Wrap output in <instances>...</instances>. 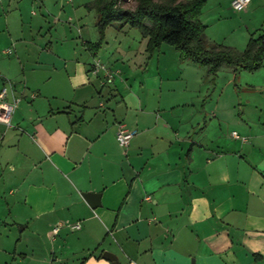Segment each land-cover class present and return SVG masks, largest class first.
Masks as SVG:
<instances>
[{
  "label": "crops",
  "instance_id": "obj_1",
  "mask_svg": "<svg viewBox=\"0 0 264 264\" xmlns=\"http://www.w3.org/2000/svg\"><path fill=\"white\" fill-rule=\"evenodd\" d=\"M63 1L92 26L80 42L40 41L33 57L0 29V89L19 99L0 121V264H264V74L241 97L228 68L209 93L201 66L164 43L149 54L127 24L92 46V0ZM230 2L205 0L199 19L242 49L264 33V0ZM118 123L135 132L126 147Z\"/></svg>",
  "mask_w": 264,
  "mask_h": 264
},
{
  "label": "trees",
  "instance_id": "obj_2",
  "mask_svg": "<svg viewBox=\"0 0 264 264\" xmlns=\"http://www.w3.org/2000/svg\"><path fill=\"white\" fill-rule=\"evenodd\" d=\"M132 8L124 7L126 0H92L87 4L97 15L99 46L104 30L114 22L139 30L146 38L145 50L151 54L163 43L172 45L181 61H190L206 68L214 77L223 66L233 71H255L264 59V33H252L242 50L211 43L205 37V25L199 15L205 0H132Z\"/></svg>",
  "mask_w": 264,
  "mask_h": 264
},
{
  "label": "rangeland",
  "instance_id": "obj_3",
  "mask_svg": "<svg viewBox=\"0 0 264 264\" xmlns=\"http://www.w3.org/2000/svg\"><path fill=\"white\" fill-rule=\"evenodd\" d=\"M126 1L127 3L124 4V7L132 8L133 6L132 0H126ZM61 3L62 4L60 3L57 4L54 2V0H48L46 4L47 6L46 9L38 2V0H0V29L3 32H6L8 29H11V31L14 32L16 35H18L19 37L23 36L25 41L22 42L27 47V51L31 56L35 54L37 55L38 53L37 44L40 41L44 43H47L48 40H50L51 42L54 41L56 43H58V41L70 42L71 40L76 41L81 37H86L85 35L87 34V29L92 28L91 24H89V22L85 23L86 25L83 31L82 32L78 31L77 30L78 27L81 26L83 28L82 23L85 21H82L79 18V16L75 17L73 15L72 6L70 3L66 4L63 0L61 1ZM210 4L211 2L206 5V8L204 10L208 9ZM69 17H72V20H70ZM79 21L81 22L79 23ZM203 21H204L202 22L203 24L209 23V22H205L206 20L204 18ZM214 27H216V24L213 25L209 24V26L205 28L206 30H204L205 35H208L210 37L211 34L209 32L216 30V28ZM80 33H82V35ZM206 40L208 42H211V40H209L208 38H206ZM77 41L80 42V39ZM223 43L226 44V42ZM169 46H171L170 48H174V46L172 45ZM242 49L240 48L239 50ZM31 56L30 59L32 58ZM201 68L204 69V77H205L203 78L204 80L203 88L209 87V93H211L213 91V86L215 84L218 85L219 90L222 89L227 90V87L229 86L228 75L230 76L232 74L230 73V71H228L229 67L224 66L223 69H220L218 73L219 83L217 81L215 83V78L213 79L212 76L206 74L205 67L201 66ZM263 74H264L263 68L255 72L240 70L236 74L237 76L235 78V82L233 83L236 86L235 94L244 97L243 95L244 82L254 81L256 76ZM239 75L241 76L240 78ZM107 85H111V84L108 83ZM226 97L227 96L225 94L221 95L222 99Z\"/></svg>",
  "mask_w": 264,
  "mask_h": 264
},
{
  "label": "built area",
  "instance_id": "obj_4",
  "mask_svg": "<svg viewBox=\"0 0 264 264\" xmlns=\"http://www.w3.org/2000/svg\"><path fill=\"white\" fill-rule=\"evenodd\" d=\"M249 1L250 0H231L230 6L232 9L240 11L248 5ZM95 65L99 67L98 61L95 63ZM105 81L110 83L112 81V76L107 74V78ZM6 95L7 91L5 87L0 89V121L5 123L7 126H10V117L19 99L16 97H12V100L10 102H7L5 100ZM134 133V131L128 130L122 123H118L115 132L118 144L122 147H126L129 144V141ZM231 135L234 138H240L244 140V138L240 137L239 134L235 131H233ZM61 225L62 223H58L53 231L56 232ZM68 225L71 229H76L79 227L78 222Z\"/></svg>",
  "mask_w": 264,
  "mask_h": 264
},
{
  "label": "water",
  "instance_id": "obj_5",
  "mask_svg": "<svg viewBox=\"0 0 264 264\" xmlns=\"http://www.w3.org/2000/svg\"><path fill=\"white\" fill-rule=\"evenodd\" d=\"M83 196L86 199L89 200V199H92L95 196V194L87 192V193H83ZM103 257H105V258H107L109 260H114L115 261V256L113 254L109 253V252H104L103 253Z\"/></svg>",
  "mask_w": 264,
  "mask_h": 264
}]
</instances>
